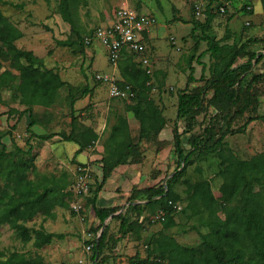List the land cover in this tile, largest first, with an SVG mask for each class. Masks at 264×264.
<instances>
[{
    "label": "trees",
    "instance_id": "1",
    "mask_svg": "<svg viewBox=\"0 0 264 264\" xmlns=\"http://www.w3.org/2000/svg\"><path fill=\"white\" fill-rule=\"evenodd\" d=\"M223 1L225 0H218L219 4L216 6L215 0L207 4L204 23H200L194 13L191 20L194 23L192 30L199 25L205 29L211 27L217 12H221ZM234 1L237 0H231L230 4ZM261 1L264 10V0ZM87 4L88 0L59 1L58 11L72 28L70 37L57 39L59 45L72 47L79 44L82 51L88 46L85 42L86 35L82 34L79 25V7ZM248 4L246 2L238 11L252 12L253 9L247 10ZM233 16L229 17V21ZM93 33L94 31L88 35L92 37ZM23 36L24 31L0 7V90H12L13 97H19L26 104L21 114L30 112L32 120L28 126L29 132L39 138L48 139L56 133L36 134L31 129L37 120L34 107L36 104L50 106L67 81L59 70L48 67L43 57L31 49L17 45V41ZM204 38L208 41L207 49L215 60L210 66L211 76L206 78L202 74L204 84L190 86L193 81H197L192 67L187 87L178 92L173 128V146L178 165L171 173H165V182L159 180L145 188L134 187L124 214L118 213L121 208L118 205L99 206V193L115 167L128 162L130 157L133 161L144 160L143 142L157 140L159 146L156 151L162 149V145L167 142L159 140V134L169 120L163 107L151 96L152 73H148L145 65L137 59L140 54L127 48L122 50L118 62L121 77L116 80L121 86L130 84L136 92L135 97L123 100L126 109L132 111L140 122V135L133 138L126 117L117 115L111 134L105 141L102 179L92 181L88 193L83 195L85 209L88 211L92 208L99 219L98 225L92 224L94 227H90L96 231V237L87 241L93 243L92 255L88 258L95 260V264H112L119 253L112 251H116L122 238L129 234L141 237L145 222L150 223V217L154 222L153 218L161 211L164 218L155 220L161 222V227L144 239L147 245L146 255L140 256L138 252L128 256V264H264V150L249 158H243L226 140L227 134L243 132L249 122L264 118V114L251 115L242 126H232L237 117L244 115L259 101L253 84L262 81L264 72L256 73L247 84H244V80L252 68L253 59L259 62L264 57L262 53L250 49L249 45L263 44L264 48V35L249 37L241 44L219 41L210 34H206ZM147 39L146 33L143 42L148 45ZM245 56H248L246 61L236 64L238 58ZM205 70L206 64H203V71ZM210 91L212 93L208 95ZM88 94V86L80 95L70 93V103ZM211 105L216 108L215 115L211 116V122L203 133L191 134L189 141L192 147L187 151L183 145V131L191 132L198 116ZM227 111L232 113L225 122L226 125H221V120L228 115ZM79 116L81 115H72L74 129L59 133L63 139L75 140L80 144L77 153L94 144L99 138V132L94 126H77V120L82 123ZM180 120L186 121L183 131L179 127ZM216 120L218 127L215 125ZM15 128L16 124L8 123V127L0 124V226L9 225L23 242L32 241L36 247H43L55 238H63L65 233L49 231L44 225L36 227L29 222L38 214L55 216L57 206L70 208V200L76 195L72 189L75 177L66 171L60 174L41 171L35 163L36 152L31 136L24 145L13 140L10 146L5 138L10 136L11 139ZM195 153L197 156H193ZM211 155L218 160L216 175L221 177L219 194L213 189V180L210 178L192 180L183 177L187 166L196 161L198 170L202 172L201 162ZM180 182L185 185L182 192L176 188ZM142 199L146 201H138ZM180 205L181 208H178ZM73 213H76L74 208ZM146 213L150 217H145ZM111 215L113 216L108 225L101 229ZM112 220L119 221L120 233L111 243L112 234L110 232L108 235L107 229L108 226L110 228ZM184 223H189L188 229L198 232V244L185 245L171 231ZM188 229L183 227L182 231ZM0 264L68 263L49 262L38 252L29 254L17 249L9 252L0 247ZM69 264L87 263L73 261Z\"/></svg>",
    "mask_w": 264,
    "mask_h": 264
},
{
    "label": "rangeland",
    "instance_id": "2",
    "mask_svg": "<svg viewBox=\"0 0 264 264\" xmlns=\"http://www.w3.org/2000/svg\"><path fill=\"white\" fill-rule=\"evenodd\" d=\"M59 1L60 0H3L0 2V7L2 8L4 14L24 31V36L17 41V45L25 49H31L38 56L43 57L46 64L59 70L62 77L67 81V84L64 85L60 91L58 101H56V103L52 106L54 113H56V110L60 112H69L70 108L68 104L71 105V98L69 96L70 93L80 95L81 91L88 86L91 94H88L87 96L93 98L94 96H97L100 91V94H102L100 101L110 102L111 114L112 110L119 112L117 114H124L122 112H126L125 100H123V98L112 97L110 95L109 84L102 80L100 82L99 79L95 77L96 73L109 74L110 76H114L116 79L119 77L118 69L117 72L116 70L115 72H111L113 64L109 63V55L102 49V43L99 40H95L97 50H95V46L88 45L84 51L81 50V46L79 44H74L70 47L62 46L57 43L58 38L65 39L72 35L70 23L64 21L58 11ZM127 1L132 7H135L138 10L152 13L157 19L155 25L161 26L162 33L160 36H157L156 39L148 37V51L146 55L150 58L153 68L151 77L153 88L151 96L161 107H163L164 112L165 108L166 110L169 109L171 112L172 117L168 114H165V116L167 118L169 116V120H172L170 123L172 132L174 128L173 119L174 117L176 118L175 113L177 112L178 92L179 90L187 87L188 77L192 72L191 68L194 67V77L197 80L190 84L191 87L197 84L199 85L205 83V79H202L203 73L206 78L211 76L210 66L215 59L207 49L208 41L204 38L205 35L210 34V36L216 37L219 41L222 40L223 42L231 44H241V42L246 41L249 37L264 35V11H262L260 0H249L252 1L255 6L253 12L238 11L239 6L242 8L247 1L240 0L237 3L239 6L236 7L233 2V4L228 6L226 13L217 12L215 18L212 20L211 27L205 29L203 26L199 25L195 30H192L194 23L191 22L194 17V13L196 19L200 23H204L207 17L206 7L211 0ZM119 2L120 1L118 0H88L87 6H80L79 25L81 26L80 28L82 30V34L89 36L88 33L95 31L97 27L110 23L114 19V12ZM215 2V4L213 3L214 6L219 4L217 3L218 0H215ZM196 5H199L200 9H197ZM231 15L234 16L229 21V17ZM248 21L250 24L247 23ZM172 36L176 38L175 42H173ZM249 48L262 53V56H264L263 44H250ZM92 49L94 52L97 51V59L94 64L95 55L93 54ZM137 59H141V56L138 55ZM247 59L248 56L238 58L236 64L242 63ZM203 64H206L205 71H203ZM4 68L5 66L2 70ZM263 72L264 57L259 62H257L256 59H253L252 68L246 76L244 84L249 83L250 79L256 73ZM253 89L257 92L256 94L259 101L244 115L237 117V119L234 120L232 126L235 128L242 126L251 115L264 114V78L262 81L254 83ZM211 93L212 91L208 92V95ZM87 96H84L83 98ZM16 101L17 99L12 97V92L9 89L0 90V124H2V126L8 127V123L12 125V123L17 120L18 115H20L18 111L22 110L23 106L21 103ZM15 108L16 110H14ZM17 108L19 110H17ZM88 108V104H86L80 109V111L81 113L82 111H86V114H82L84 116L83 118L88 117L92 120V118L97 115V108ZM38 109L41 110V108ZM215 112L216 108L213 105L207 108L206 112H202L198 116L197 123L194 125L191 132L183 131L186 126L185 120L179 121L180 130L183 131V145L187 151H189L192 147L189 141L191 134L203 133L206 126L210 124L211 116L215 115ZM226 113L228 115L221 120V125H226L225 122L228 121L232 111H227ZM69 114L71 117L73 112L70 111ZM67 118H69L68 115H61L57 118V120L60 124H62ZM216 121L217 123L215 125L218 127V120ZM20 122L21 123L19 124L16 123L17 126L13 130L11 139L10 136L5 138L10 146L12 145L13 140L23 144L27 142L29 131L27 130V127H25V122H23L22 119ZM19 134L22 136L19 137ZM165 138L166 139L164 141L168 142V137ZM226 140L243 158H249L264 150V118L249 122L246 126V130L243 132L227 134ZM33 141H37L34 142L37 143L35 151L37 152V160V155L39 153L37 147H40L41 141L39 139H34ZM172 141L173 138L170 140L171 150L164 152V155L160 156L163 158V160L160 161L162 162L161 165L163 167L165 165V169L161 170L155 167L151 170L152 178L155 179L156 183H158L159 180L165 182L166 174L174 171L178 165V157L173 146L174 141ZM165 146L166 144L162 145V148H165ZM140 149H142L141 146ZM144 150H146V148H144ZM159 152L160 151H157V154ZM65 155L67 156V154ZM193 156H197V153L193 154ZM150 158L151 157H149L148 160L152 161L153 164L154 159ZM217 161V158L213 155H211L207 160L202 161L200 164L202 166V172L198 170V162L196 161L187 166V170L183 177H189L192 180L203 177L210 178L213 180V189L216 194H219L218 189L221 183V177L216 175ZM68 162L72 167L74 166L70 157H68ZM52 166L53 165H51V167ZM58 167L57 162L56 166H53V168L50 169H54L52 171H57L60 169ZM176 188L182 192L185 185L180 182ZM131 193L129 195H124L129 203L130 196L132 195ZM81 198L82 196L75 195L73 199L71 198L70 200V208H57L62 211L68 221L72 222V224L67 225V223L62 221L63 218L60 217V221H55V223L51 226V229H54L55 231H63L67 233V235H71V237H66L63 241H61L62 244L56 245V242H53L50 245L36 247L32 241L25 243L18 238L14 230L11 229L9 225H1L0 247L9 252L16 249L26 251L29 254H36L38 252L41 253L49 262H66L69 264L73 259H75L72 249H76L78 251L85 250L84 257L85 259L88 258L92 255V249L89 251L87 250V245L89 244L87 241L96 237V231L92 228L90 229V227H94V225L88 221L87 214L89 210L87 211V209H85L83 212L84 214L82 213V215H85V219H81L77 213H73V203L78 199L81 200ZM81 201L84 202L85 200ZM145 201V199H142L140 202ZM118 206L122 208L124 205L120 204ZM118 213L124 214V210H118ZM60 214L61 212L59 215ZM75 216H77L78 220ZM112 216L113 215L107 219L101 229H104L108 225ZM43 217L44 215L42 214L38 215L30 221L29 224L35 226L40 225L43 221ZM151 218L152 217H150V223L147 221L145 222V228L142 230L141 237L136 234H132L131 238L134 241L133 246H120L121 243H124L123 239H126L128 235L122 238V241L119 243V248H117L115 252L112 251V253L119 252V254H116V257L114 258L115 264H128V256L134 255L138 252L140 256L146 255L147 245L144 242L145 237L161 227V222H152ZM181 219L184 220L183 218ZM114 221L115 220H112L110 228L108 226L107 229L108 235L110 232L112 234L110 239L111 243L115 236L120 233V225L118 223L113 226ZM49 222L46 223L48 227ZM83 224L85 225L86 233L85 231H82ZM95 225H98V223H95ZM183 227L188 229L189 223H184L180 227H174L171 231L175 233L178 240L185 245L192 246L198 244L200 240L198 232L190 229L182 231ZM54 241L58 240L55 239ZM67 249H69L68 253ZM120 256H124V258H119ZM109 264H111V262Z\"/></svg>",
    "mask_w": 264,
    "mask_h": 264
},
{
    "label": "crops",
    "instance_id": "3",
    "mask_svg": "<svg viewBox=\"0 0 264 264\" xmlns=\"http://www.w3.org/2000/svg\"><path fill=\"white\" fill-rule=\"evenodd\" d=\"M118 1H120L118 3V5H120L122 3L123 4H129V2L127 0H118ZM237 1L239 2L240 0H237ZM237 1H234L235 7L239 6L237 4L238 3ZM245 1H247V3H249V4H251L252 9L254 10L255 6H254L253 2L249 1V0H245ZM118 5H117V7H118ZM261 6H262V11H264L262 1H261ZM239 7H241V6H239ZM253 10H252V12H253ZM155 26L152 27V29L150 30L149 33H147V36L150 37L151 39H156V37L160 36L162 33L161 32V30H162L161 26L160 25H157L156 27ZM95 44L96 43L94 40L93 43H91L90 45L95 46ZM102 49L106 52V54L108 53L103 45H102ZM95 50H97L96 46H95ZM92 52L95 55V59L93 62V64H94L96 59H97V51L94 52V50L92 49ZM44 61H45V59H44ZM108 61L110 64H113V67L111 66L112 67L111 72H115V70L117 72V69H118V76L121 77L119 63H118L119 60L117 63H112L109 59H108ZM45 64H46V62H45ZM47 66L52 67L49 65H47ZM63 87L64 86H62L60 88V91L62 90ZM60 91H59L58 97L50 106H46L43 104H36L34 107L35 108L34 114H35L37 120H36V123H34L32 128H31L33 133H36V134H43V133H50V132L56 133L51 138L42 139V138H39V136L32 134V132H28V135L32 137L31 142L34 145L35 151H36L37 143H34V142H37V141H33V140L39 139L41 141L40 147H37L39 150V153L37 155V160L35 158V163L39 167V169L41 171H44V172H50L51 171V172L60 174V173L66 171L69 174H71L73 177H75V181H76V175H77V167H78L79 163H83L84 165H88L91 167L92 181H94L96 179L101 180L102 176H103V160L102 159L105 155V141L108 140V138L111 134L112 127L116 123V117H117V115H119L117 113H119V112L112 110V114H111V111H110L111 110V104L108 101H100V98L102 97V94H100V91H99V94H97V96H94L93 98H91L90 96H87L85 98H77L75 102L71 103V105L68 104L70 111H72L73 114L81 115L79 117L82 119V123L77 120V122H76L77 126L83 127L82 124L92 125L99 132V138L94 142V144L87 146L85 149H83L82 151L77 153V150L80 148V144L75 140H65L59 134L61 131H67L68 132V131L75 128V127L73 128L72 116L70 117V114H69L70 111L69 112L68 111L60 112V111L56 110L55 111L56 113H54V110L52 109L53 104H55L56 101H58V98L60 97ZM11 92H12V97H13V95H14L13 91L11 90ZM90 94H91V92H90ZM13 98L17 99L16 102L21 103L23 107H22V110L18 111L20 113V115H18L17 120L14 123H12V125H15L16 123H18V124L21 123L20 121L22 119L23 122H25L24 123L25 127H27V130H28V126L32 120L30 112L25 111L23 114H21V111H23L25 109L26 104L21 102L19 97H13ZM86 104H88V107H89L88 109L97 108V115L95 117H93L92 120H90L88 117L83 118L84 116L82 114H86V111L85 112L82 111V113L80 111V109L83 108L84 105H86ZM38 108H41V110H39ZM175 108H176V106H175ZM14 110H16V108ZM17 110H19V109L17 108ZM122 113H124L122 115L125 116L126 119L128 120V124H129V128H130V132H131L132 137L133 138L139 137V135H140V122L135 117V114L132 111L127 110V109H126V112H122ZM173 113H174V111H173ZM165 114H168L169 116L172 117V114L169 111V109L166 110V108H165ZM175 114H177V112ZM61 115H68V117H69L62 124H60L57 120V118H59ZM115 115H116V117H115ZM169 116H168V120L170 118ZM173 120L175 121V117ZM171 122H172V120H169L167 125L165 126V128H163V130L159 134V140H165L166 139L165 137H168V139H167L168 142L166 143L165 148H162L161 150H159L160 152L158 154L156 151V148L159 146V143H157V140H152L151 142L145 141V142H143L142 147L144 148V145H145L146 150L143 151V155H145V157H147V158H144V160H140V161H133V159L130 157L128 162H125V163L120 164L119 166L115 167V169L113 170L111 175L107 178L106 182L103 185L102 190L99 193V196H98V205L99 206H116V205L122 204L124 206L121 209H119V211L125 210L126 206H128V204H129V202H127V198H125L124 195H129L132 192L134 187L145 188V187L151 185L153 182H155V179L152 178L151 170L155 167H157L158 169L164 170L165 165H164V167L161 165L162 162H160V161H162L163 158L160 156L164 155V152L171 150L170 140H171V138H173L172 128L170 127ZM16 126H17V124H16ZM77 128H76V130H77ZM21 136L22 135L19 134V137H21ZM19 144L24 145L23 143H19ZM36 154H37V152H36ZM65 154H67V156ZM68 157H70L71 161H73V163H74L73 167L69 164ZM149 157H151L150 159H154L153 164H152V161L148 160ZM57 162H58V166H59L58 168H60V169H58L57 171L56 170L52 171L54 169H50V168H53V166H56ZM51 165H53V166L51 167ZM73 188H74V185L72 186V189ZM119 188L122 191H120ZM81 200H84L83 196H82ZM138 201H141V200H138ZM82 203L84 204V202H82ZM60 207H62V206H57L55 208V216H52V217L51 216L50 217L44 216L43 221L41 222L40 225H44L46 227V229H48L49 231L65 233L63 231H55L54 229H51V226L53 223H55V221H57V220L60 221L59 220L60 217L63 218L62 221L64 223H67V225L72 224L71 221H68V219H66L67 217H65L63 215L62 211L57 209ZM60 212H61V214L59 215ZM77 214L79 215V213H77ZM38 215H41V214H38ZM87 215H88V221L91 224H95V223L99 222V219L96 217L92 208L89 209ZM37 216H35V217H37ZM75 217L78 220L77 216H75ZM79 217L81 218L80 215H79ZM145 217H150V215L148 213H146ZM49 220H50V222H49ZM69 220H70V218H69ZM48 222H49L50 228L46 225V223H48ZM118 223H119L118 220L114 221L113 226L117 225ZM40 225H37L36 227H39ZM158 229H156V230H158ZM82 231L83 232L85 231V233H86V228H85L84 224L82 225ZM131 236H132V234H129L126 239H123L124 243H121L120 246H125V245L133 246L134 241L131 238ZM66 237L67 238L71 237V235L69 236V235H67V233H65V236L63 238H55L58 241H54L55 240L54 239L50 244H52L53 242H56V245H60V244H62L61 241H63ZM50 244H46V245H50ZM68 252H69V249H67V253ZM72 252L74 253L75 259H73L71 262L80 261V262L89 264L90 259H88V258L85 259V257H84L85 256V250L84 251H78L76 249H74V250L72 249ZM119 258H124V256H120ZM112 264H115L114 260H113Z\"/></svg>",
    "mask_w": 264,
    "mask_h": 264
},
{
    "label": "built area",
    "instance_id": "4",
    "mask_svg": "<svg viewBox=\"0 0 264 264\" xmlns=\"http://www.w3.org/2000/svg\"><path fill=\"white\" fill-rule=\"evenodd\" d=\"M231 0H225L220 6V11H227V7L230 5ZM197 9H200L199 5H196ZM247 10H252V5H247ZM156 17L150 13L138 10L129 4H120L115 9L114 19L103 26L95 29L93 36H86L85 42L89 45L94 40H99L108 52L109 60L112 63H117L121 58L122 50L127 48L129 51L137 52L140 54V61L147 68L148 73H152V63L150 58L146 55L148 51V45L143 42L146 33H149L152 27L156 23ZM250 24V22H247ZM173 42L176 38L172 36ZM96 78L109 84L110 95L112 97L132 98L135 97L136 92L130 84L121 86L117 83L114 76L109 74L96 73ZM92 182V171L88 165H79L77 167L76 181L74 184V190L76 195L83 196L87 194ZM74 210L79 213L81 219H85L82 215V211L85 210L84 204L80 199L73 203ZM181 208V205L178 206ZM164 218V213L161 211L158 213L153 221L156 219ZM93 243L87 245V250H91ZM89 264H95V260H90Z\"/></svg>",
    "mask_w": 264,
    "mask_h": 264
},
{
    "label": "clouds",
    "instance_id": "5",
    "mask_svg": "<svg viewBox=\"0 0 264 264\" xmlns=\"http://www.w3.org/2000/svg\"><path fill=\"white\" fill-rule=\"evenodd\" d=\"M239 8H241V7H239Z\"/></svg>",
    "mask_w": 264,
    "mask_h": 264
}]
</instances>
